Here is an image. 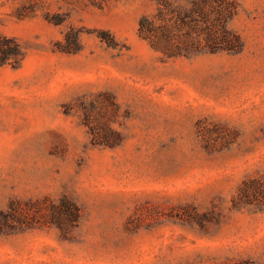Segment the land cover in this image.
Here are the masks:
<instances>
[{
    "label": "rangeland",
    "instance_id": "1",
    "mask_svg": "<svg viewBox=\"0 0 264 264\" xmlns=\"http://www.w3.org/2000/svg\"><path fill=\"white\" fill-rule=\"evenodd\" d=\"M229 1L239 50L168 58L158 0H0V264H264V0Z\"/></svg>",
    "mask_w": 264,
    "mask_h": 264
},
{
    "label": "trees",
    "instance_id": "2",
    "mask_svg": "<svg viewBox=\"0 0 264 264\" xmlns=\"http://www.w3.org/2000/svg\"><path fill=\"white\" fill-rule=\"evenodd\" d=\"M235 11V4L229 0H193L188 9H181L169 0H158L156 13L140 19L138 32L152 48L168 58L202 51L235 52L240 49L241 40L228 28ZM22 57L16 39L0 36V65L15 66ZM238 199L264 206V180L245 181Z\"/></svg>",
    "mask_w": 264,
    "mask_h": 264
}]
</instances>
